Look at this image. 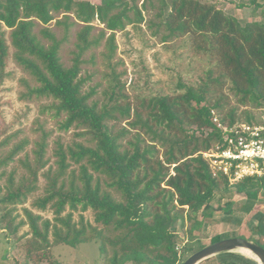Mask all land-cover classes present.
<instances>
[{
	"label": "trees",
	"instance_id": "1",
	"mask_svg": "<svg viewBox=\"0 0 264 264\" xmlns=\"http://www.w3.org/2000/svg\"><path fill=\"white\" fill-rule=\"evenodd\" d=\"M263 1L248 0V4L261 7ZM159 3L157 26L166 31L162 39L186 36L195 50L213 60L218 74L211 78L210 70L203 85L180 83L181 91L176 95L156 93L132 103L112 68L109 85L98 100L91 99L95 88H84L90 76L81 73L87 62L84 53L98 47L103 39L102 57L110 66L115 31L144 19L135 0H101L99 4L88 0H0V82L12 47L13 59L38 83L31 92L52 100L55 117H62L61 129L81 128L79 135L88 137L89 142L65 149L58 145L56 167L43 173V194L34 204L41 210L49 208L53 217L43 219L24 209L39 248L46 249L51 243L75 247L94 240L102 264H180L184 259L176 250L175 228L182 227L188 218L183 213L202 210L204 216H212L215 191L221 184L224 189L228 185L225 179L213 177L201 152L218 135L211 110L223 122L234 123L241 117L235 107L223 112L227 103L221 93L211 101L207 95L216 88L208 84L221 88L228 82L237 104L264 107V20L241 22L209 0ZM262 15L264 18V7ZM53 20L63 29V38L71 27H78L68 66L59 54L63 38L58 39L46 27ZM39 24L42 26L35 32ZM96 24L103 28L94 35ZM93 60L90 56L89 62ZM242 115L248 122L255 118L248 111ZM122 120L125 126L115 128ZM205 128L212 131L204 135ZM24 143L15 145L1 164L11 160ZM45 146L42 137L33 150V163L25 164L26 178L15 184L9 175L0 203L18 204L36 189L38 172L47 164ZM71 163L77 165V171L69 169ZM101 178L110 191L101 187ZM262 186L264 178L257 177H246L233 185L237 193L244 194ZM87 209L101 226L90 234L82 223L77 227L71 222L73 212ZM200 223L193 225L199 227ZM217 240L220 238L215 236L210 243ZM40 257L45 258L46 251ZM199 264L259 263L225 252Z\"/></svg>",
	"mask_w": 264,
	"mask_h": 264
},
{
	"label": "rangeland",
	"instance_id": "2",
	"mask_svg": "<svg viewBox=\"0 0 264 264\" xmlns=\"http://www.w3.org/2000/svg\"><path fill=\"white\" fill-rule=\"evenodd\" d=\"M88 1L99 4L101 0ZM209 1L241 22L264 20L262 15L264 1L261 7L249 5L248 0ZM135 4L139 9H143L144 19L138 24H127L124 29L115 31L116 48L110 66L102 57V53L105 52L104 39L98 47L84 53L83 58L87 62L83 64L81 74L83 77L85 73L90 76L84 86L85 90L95 88L91 99H102L103 90L109 85L110 68L124 85L123 91L132 103L139 97L156 93L176 95L181 91L180 83L193 86L206 84L210 70L211 78L217 76L218 71L213 60L204 52L195 50L186 36L162 39L166 31L163 27L157 26L160 21L156 16L160 8L159 0H135ZM41 26L37 25L34 31L37 32ZM47 26L58 39L63 38V29L55 26V20ZM102 28V25L96 24L92 34L96 35ZM77 29V26L71 27L60 46L61 61L66 66L70 64ZM7 41L9 42V38ZM12 52L13 49L10 47L4 69L5 76L0 82V197L5 193L9 175H12L15 184L27 177L25 164L33 163V150L42 137L46 142L44 159L47 164L38 172L36 189L27 193L20 203L15 205L0 203V264H102L98 242L89 240L75 247L51 243L50 247L42 249L38 247L40 242L33 238L27 225L24 209L41 215L43 219L53 217L49 208L41 210L34 203L43 194L45 186L43 173L48 168L56 167L55 151L58 145L65 149L74 143L88 145L89 142L88 137L79 135L81 128L72 126L68 130L61 129L62 117H55V111L50 107L52 100L48 97H37L31 92L38 83L13 59ZM90 56L94 59L93 63L89 62ZM208 86L211 89L216 88L207 95L211 101L218 98L219 93L224 97L227 104L223 112L235 107L241 120L243 111H248L259 118L264 107L237 104L236 97L229 91L228 82L221 88L213 83H209ZM213 117L216 115L213 114ZM125 124L126 121L122 120L115 124V128ZM192 128L194 129L193 126ZM202 131L205 135L212 129L205 128ZM196 133L200 134L199 131ZM215 140L211 141L210 146L215 144ZM22 142H25L22 149L11 160L1 164V160L7 157L11 149ZM160 153L161 151L159 155ZM69 169L77 171L78 167L71 163ZM100 185L111 190L104 185L103 178ZM211 207L212 216H204L202 210L186 213L185 207L186 211L183 214L184 216L187 214L188 218H185L182 227L177 225L175 228L176 250L180 258L185 259L200 247L209 244L215 236L220 239L244 237L264 245V186L244 194L237 193L232 184L228 183L225 189L221 184L214 193ZM257 213H261L262 217ZM195 221L201 222V225L195 227L193 225ZM71 222L77 227L82 223L87 234L94 233L101 227L94 221V214L90 209L73 212ZM48 239L53 240L51 233L48 234ZM43 251H46L45 258L40 257Z\"/></svg>",
	"mask_w": 264,
	"mask_h": 264
},
{
	"label": "built area",
	"instance_id": "3",
	"mask_svg": "<svg viewBox=\"0 0 264 264\" xmlns=\"http://www.w3.org/2000/svg\"><path fill=\"white\" fill-rule=\"evenodd\" d=\"M211 118L218 135L202 156L213 177L232 185L246 177L264 178V108L250 122H223L214 110Z\"/></svg>",
	"mask_w": 264,
	"mask_h": 264
},
{
	"label": "water",
	"instance_id": "4",
	"mask_svg": "<svg viewBox=\"0 0 264 264\" xmlns=\"http://www.w3.org/2000/svg\"><path fill=\"white\" fill-rule=\"evenodd\" d=\"M237 249L250 251L259 264H264V247L244 237H227L211 242L186 257L180 264H199L203 260L220 253L236 252Z\"/></svg>",
	"mask_w": 264,
	"mask_h": 264
},
{
	"label": "bare ground",
	"instance_id": "5",
	"mask_svg": "<svg viewBox=\"0 0 264 264\" xmlns=\"http://www.w3.org/2000/svg\"><path fill=\"white\" fill-rule=\"evenodd\" d=\"M236 252L257 261V258L250 251L246 249H237Z\"/></svg>",
	"mask_w": 264,
	"mask_h": 264
},
{
	"label": "crops",
	"instance_id": "6",
	"mask_svg": "<svg viewBox=\"0 0 264 264\" xmlns=\"http://www.w3.org/2000/svg\"><path fill=\"white\" fill-rule=\"evenodd\" d=\"M262 215V214H261Z\"/></svg>",
	"mask_w": 264,
	"mask_h": 264
}]
</instances>
